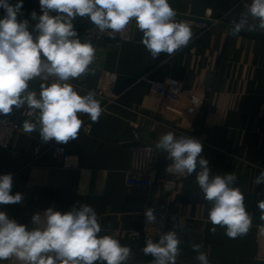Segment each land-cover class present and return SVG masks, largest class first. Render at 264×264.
Masks as SVG:
<instances>
[{"label": "crops", "instance_id": "obj_1", "mask_svg": "<svg viewBox=\"0 0 264 264\" xmlns=\"http://www.w3.org/2000/svg\"><path fill=\"white\" fill-rule=\"evenodd\" d=\"M241 2L169 0L177 20L224 19L200 36L192 29L190 45L173 55L161 53L153 58L141 43L142 33L136 24L130 41L122 45L108 40L91 42L96 55L90 71L69 82L81 95L94 92L104 107L106 100L97 91L107 74L116 73L119 104L102 112L97 122L87 114H78L83 126L89 125V132L81 129L77 139L66 144L54 139L44 142L38 128L32 133L22 128L11 149L0 148V175L12 174L11 194L21 193L23 199L17 204H0V211L31 229L35 213L43 214L49 207L64 212L87 204L97 214L102 229L99 235H115L131 248L126 264H150L153 259L141 251L131 233L141 227L146 209L176 213L180 218L170 229L181 240L176 264H199L193 243L203 245L210 264H264V220L257 206L264 201V183H255L264 171V32L229 34L230 22L242 13ZM33 11L42 14L39 0H23L18 19H27L30 30L38 22L31 18ZM4 14L0 8V18ZM52 79L36 78L30 81L29 90L39 93L41 83ZM37 116L38 112L33 118H21V124L35 122ZM135 126L142 143L156 150L149 188L127 182L130 149L136 144ZM169 131L202 143L201 155L208 159L212 175H236L234 186L243 193L252 218L246 235L230 239L220 226H215V233L210 231L212 205L204 199L196 172L181 175L167 171L171 161L155 146ZM38 145L44 149L60 146L65 153L58 157L48 152L36 159Z\"/></svg>", "mask_w": 264, "mask_h": 264}, {"label": "clouds", "instance_id": "obj_2", "mask_svg": "<svg viewBox=\"0 0 264 264\" xmlns=\"http://www.w3.org/2000/svg\"><path fill=\"white\" fill-rule=\"evenodd\" d=\"M39 5L42 14L31 13L32 20L38 22L30 30L27 19H18L23 0L15 4L0 0L5 13L0 18V116L25 106L29 115L38 112L35 122L25 120L22 128L25 133L38 128L44 142L54 139L66 144L77 139L84 124L78 114H87L92 122H97L103 111L94 92L81 95L69 82L88 73L96 55L91 41L78 37L73 26L77 17H88L101 33L112 38L123 34L135 21L142 33L141 43L153 58L161 53L175 54L193 37L191 25L176 19L169 0H39ZM230 25L229 34L233 36L242 31L264 32V0H251L246 11ZM36 78L45 82L54 79L41 83L37 93L29 90L30 81ZM155 146L166 152L171 161L167 171L181 175L196 172L204 199L212 205L208 212L211 232H216L215 226L223 227L230 239L248 233L252 218L243 193L234 186L236 175H212L208 159L201 155L203 145L199 140L178 137L169 131L159 137ZM255 183H264V171ZM12 186L11 173L0 175V204L22 202L21 193L11 194ZM257 206L264 220V201ZM144 215L148 222H155L153 209H146ZM31 222L34 227L29 229L0 211V262L126 264L132 255L131 248L122 245L115 235H99L102 229L97 214L87 204L64 212L49 207L43 214H33ZM180 244L177 233L169 231L161 234L158 242L147 239L143 252L153 258L151 264H176ZM202 248V244H192L199 264H210Z\"/></svg>", "mask_w": 264, "mask_h": 264}, {"label": "built area", "instance_id": "obj_3", "mask_svg": "<svg viewBox=\"0 0 264 264\" xmlns=\"http://www.w3.org/2000/svg\"><path fill=\"white\" fill-rule=\"evenodd\" d=\"M250 3L251 0H242L239 4L242 12L246 11V7ZM55 14L56 13L53 12V15ZM178 21L188 22L192 29H196L198 31L200 36L220 26L224 22V19H213L210 16H206L204 18L180 17ZM134 24L135 21H132L128 25L125 32L123 34H116L115 38H112V36L108 33H101L92 23L85 26L79 32L91 42L108 40L113 44L122 45L130 41ZM190 43L191 41L186 47H183L176 53H180L185 50ZM118 80L119 76L116 73L107 74L105 84L97 91L98 95L106 100V105L102 107V112H107L111 106L119 104L120 95H118L116 91ZM29 111L30 110L28 108L14 109L10 115L0 116L1 149L8 150L12 148L15 140L22 132L21 118L27 119L35 116L36 112L29 115ZM81 129L85 133L89 132V125H84ZM134 138L136 140V144H134L130 149V163L128 170L130 176L127 182L130 185L149 188L152 185L150 175L152 174L156 150L155 147L142 143L141 133L137 130V126H135ZM48 152H53L56 156L61 157L64 155L65 149L60 146H51L49 149H44L42 145H38L35 150V158L37 159ZM154 215L156 217L155 222H148L145 215H143L141 227L131 232L133 237L139 243L142 252L147 239H153L154 242H158L159 236L163 233L169 232L171 227L176 224L180 218V216L176 213L154 212Z\"/></svg>", "mask_w": 264, "mask_h": 264}, {"label": "water", "instance_id": "obj_4", "mask_svg": "<svg viewBox=\"0 0 264 264\" xmlns=\"http://www.w3.org/2000/svg\"><path fill=\"white\" fill-rule=\"evenodd\" d=\"M90 19L88 17H77L73 20L74 29L78 32L83 29L85 26L89 25Z\"/></svg>", "mask_w": 264, "mask_h": 264}, {"label": "rangeland", "instance_id": "obj_5", "mask_svg": "<svg viewBox=\"0 0 264 264\" xmlns=\"http://www.w3.org/2000/svg\"><path fill=\"white\" fill-rule=\"evenodd\" d=\"M81 31V30H80ZM79 32V31H78Z\"/></svg>", "mask_w": 264, "mask_h": 264}]
</instances>
